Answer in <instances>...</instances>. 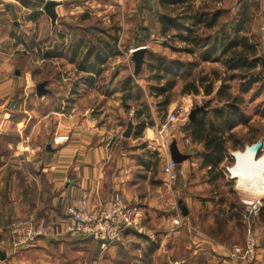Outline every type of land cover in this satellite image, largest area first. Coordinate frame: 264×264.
Segmentation results:
<instances>
[{
  "label": "crops",
  "instance_id": "obj_1",
  "mask_svg": "<svg viewBox=\"0 0 264 264\" xmlns=\"http://www.w3.org/2000/svg\"><path fill=\"white\" fill-rule=\"evenodd\" d=\"M56 1L58 17L53 24L44 10L48 0H0L1 264H155L159 255L173 253L182 231L189 237L185 245L188 253L165 264H205L208 251H225L226 242H213L200 229L192 232L197 211L207 219L208 208L216 206L230 215L228 219H239L244 229L260 210L256 194L245 190L237 201L206 195V191H217H208L213 181L199 183L192 175L196 165L209 168L200 162L202 151L195 157L180 148L184 130L174 131L172 142L189 157L178 163L179 177L174 185L165 184L169 189L163 190L165 158L155 162L156 151L150 147L158 144L160 137L156 105L147 104L154 125L138 133L137 124L144 117L136 120L135 114L130 116L134 105L125 98L128 86L124 84L126 76L136 79L135 72H128V64L114 63L123 53L124 37L112 40L108 33L112 19L107 10L116 7L122 12L127 0ZM138 2L145 7V0ZM93 11L99 12L95 26L99 34H92L95 30L89 20L96 17ZM101 12H105L103 16ZM118 25L122 28L123 21H115V27ZM49 27L55 33L52 39ZM74 29L76 33L68 34ZM132 42L137 46L144 41L135 38ZM58 61L74 76L69 88H50L43 78L48 69L44 73L42 65ZM130 121L132 132L126 136ZM223 173L228 175L226 170ZM196 183L202 189L199 196L191 191ZM178 191L183 196L178 197ZM116 192L135 209V225L105 255L100 254L98 242L62 233L70 221L66 214L70 204L87 198L91 206L99 205ZM180 200L189 210L186 216ZM31 212L47 216L54 233L16 249L10 243L8 225ZM177 215L183 225L177 224ZM198 252L199 260L194 259Z\"/></svg>",
  "mask_w": 264,
  "mask_h": 264
},
{
  "label": "rangeland",
  "instance_id": "obj_2",
  "mask_svg": "<svg viewBox=\"0 0 264 264\" xmlns=\"http://www.w3.org/2000/svg\"><path fill=\"white\" fill-rule=\"evenodd\" d=\"M138 1L139 0H127L124 3L125 7L122 12H120L116 7L107 10L108 16L111 15L112 19L111 34L124 37V43L122 42L121 45L123 53H121L120 60L117 62L114 61V63H120L123 67L124 64H128V72H135L136 79L137 81H140L139 85H141L145 92H142L139 88L134 89L135 94L138 92L140 93V96L139 98L132 97L131 99H128V101L134 105V109H131L130 111V116L135 114L133 110L136 111V109L139 108L138 105L144 100L147 103L150 102L153 103V105H157V102L163 98V95L155 97L151 96L149 93L148 84L151 86L167 83V79H163L162 82L159 83L157 80L151 79L152 74L155 73H152L147 67L149 62L148 55L151 50L157 54L165 55L168 58H180L186 63L193 64L197 62V64L192 65V70L190 69L192 78L194 77V74L195 76L199 77L206 74L207 72L211 73V71L214 69H219L223 76L221 75V78L216 81L215 90L211 95H206L203 90H200L199 94H182L181 86L183 81L190 79V76H188L189 78L187 76L184 77V74L182 73L181 78L178 80L173 90L170 91L172 93V102L167 106L165 113L162 112V115H159V122H161L160 124H164L169 114L181 108V111L177 112V117L174 123L169 124V131L171 133H175L174 131L179 132L180 130H184V135H182L184 136V142H182L183 139H180V148L182 151H184V153H190L197 157L199 155V151L203 152L205 145L204 143L197 142L193 136H189L191 135L190 131L192 126V121L189 118L191 110L203 106L205 109L198 111L197 118H204L207 124L210 122H213V124H218L227 118V113L217 117L215 116V110L225 107L228 102H237V105L240 106L243 116L241 119L238 118L234 126L231 129L226 130L224 136L222 137V140L224 141V147L226 149V157L224 162L221 163L212 174L206 168V170L202 168L199 169L197 165L191 169L192 175H195L196 182L200 183L201 181H213V183L210 184L211 187H209L210 189H208V191L214 189L217 191V194L207 192L205 190L206 195L208 194L209 196H218L219 198L221 196H226L229 201H237L238 197L245 195V190L244 188L238 186V178L227 169H232L236 165V158L232 155V152L237 150L243 151L247 145H251L260 140L264 141V75L262 76L261 74L263 80L257 81L249 89H246V87L243 86L244 80L240 78H231L232 72H226L225 74V66L220 64L218 61L199 62V48L201 47H198V50L195 49L192 43L180 40L178 35H176L177 37H174L173 40L169 35H162V24L159 21V15L160 13H164L166 10L164 7H162V5H160L159 0H148L151 6L150 8L139 6ZM167 6V8L175 10L174 13L172 12L173 14H176V16H182L183 14H186V10L189 5L188 3L176 2L171 4L170 2ZM200 6H205V9L211 13L216 12L217 10H223V13L213 28H205V25L202 24L198 32L199 36L203 38H206L209 35L214 36L216 35V32L221 31L223 26L232 24L231 22L238 20L241 21L240 19L242 18L241 25L242 27L244 26V28L241 30L240 34L247 35L252 43L257 42L259 51L261 50V54H259L257 57L258 59L262 60L264 64V57H262L264 56L262 55V52H264V0H196L194 2V11L199 10L198 7ZM91 13L92 15H96V17H91L89 20L90 25L92 24L95 30L92 32V34H99L98 28L95 27L98 23L97 21L99 15L97 14H99V12L93 11ZM104 13L105 12H101V16H103ZM115 21L117 24H120V22L123 21V27L121 28L120 25L115 27ZM190 27L193 26L191 25ZM118 29H120L119 33L117 32ZM48 30L49 39H52L55 33L52 34L51 27H49ZM76 31V29L71 31L69 30L68 34H71L72 36V34L76 33ZM172 34H178L177 30H175L174 33L172 32L171 35ZM135 38H139L140 41L144 42L134 46L132 40ZM171 45L174 46L175 50H172L169 47ZM142 48L144 49L135 55L134 52ZM188 48L195 49V52H187ZM53 61L56 60L53 59ZM42 66L44 73L45 69H48V74H43V78L48 80L50 88L60 89V86H67L68 88L71 86V79L74 76L72 74H67V70L69 69L66 64L58 61L54 63H44ZM113 66L115 67L116 65L114 64ZM63 77L64 79H68L63 80ZM223 77H226V81H224ZM224 82H226L227 88L224 89L221 95H218L217 90L223 85ZM66 95L69 96V93H66ZM91 99H93V97ZM156 114H158L157 107ZM186 136L191 138L190 142H186ZM263 155L264 146L259 149L257 158H260ZM200 162H203V160L200 159ZM162 168L163 164L161 170ZM222 169L226 170L228 175L224 174ZM231 176H233L235 179H233ZM226 180H230L231 183L228 184ZM196 184L197 187L192 188L191 191L194 192V195L199 196L202 189L198 187V183ZM161 186L163 187V190L167 191V189H169L165 185V181H163ZM231 186H234L233 188H237V191L233 190ZM177 196H183V192L178 191ZM256 200L260 210L256 215L255 221L251 222L250 224L254 230V233L256 234L258 241V249L260 251L258 262L259 264H264V195L256 194ZM176 206L178 212L181 211L178 204H176ZM208 209L211 212L209 218L207 219L202 217L201 214L203 213H199V211H197L193 218V224L196 228L193 226L191 230L192 232H199V229L202 230L205 232L206 236L210 238V240H213V242L216 243L225 241L226 249L225 251H216L213 249L209 250L205 264H232L231 260L226 257V255L228 256V249L234 244L241 245L245 242L248 225L243 229L242 223L238 221L239 219H228L230 215L228 216L223 210H218L216 206H210ZM177 216L181 222L182 217L180 215ZM203 222L205 223L204 225ZM180 224L183 225L182 222ZM183 233L184 232L182 231V234L177 237L178 239L176 242L178 246L173 251V253L169 256L168 251H162L164 253L159 255L157 260H155L156 262L153 263L165 264L168 261L170 262L183 259L186 252L188 253L185 245L188 243L189 239L188 235ZM105 254L106 252L104 255ZM195 258H198L199 260V252L194 256V259Z\"/></svg>",
  "mask_w": 264,
  "mask_h": 264
},
{
  "label": "trees",
  "instance_id": "obj_3",
  "mask_svg": "<svg viewBox=\"0 0 264 264\" xmlns=\"http://www.w3.org/2000/svg\"><path fill=\"white\" fill-rule=\"evenodd\" d=\"M195 1L196 0H159L160 5L166 10L159 15V21L162 24V35H169L172 37V40L178 35L180 40L192 43L195 49L198 50V47H201L199 48V62L218 61L225 66V74L226 72H232L231 78L243 79V86L246 87V89H249L257 81L263 80L264 64L262 60L256 58L259 54L258 44L257 42L252 43L247 35L240 34L241 30L244 28V26L242 27L241 25L242 18L240 19L241 21L238 20L239 22L235 21L231 22L232 24L223 26L221 31L216 32V35H209L203 38L198 35L201 25L204 24L205 28L208 29L213 28L217 24L223 10H217L211 13L205 9V6H200L198 7L199 10L194 11ZM170 2L171 4L176 2L188 3L189 6L186 10V14L182 16L173 14L175 10L167 8ZM149 6V1L145 0V7ZM191 25L193 27H190ZM175 30H177L178 34L171 35ZM111 32L112 31H108L111 39H116L117 36L112 35ZM169 47L175 50L174 46L171 45ZM112 49L115 51L114 48ZM195 49L188 48L187 52H195ZM262 55H264V52H262ZM148 59L149 62L147 67L152 73L155 72L152 74L151 79L157 80L158 83L162 82L163 79H167L166 84L151 86L148 84L151 96L157 97L163 95L162 100L157 102V105L155 104L158 116L162 115V112L165 113L167 106L172 102V93L170 91L173 90L178 80L181 78L182 73L184 77L190 76V79H186L182 83V94H199L200 90H203L206 95H211L215 90L216 81L221 78V75L223 76L219 69H214L211 73L207 72L199 77L194 74L192 78L191 68L192 65L197 64V62L193 64L186 63L180 58H168L152 50L149 52ZM223 79L226 81V77H223ZM124 84L128 86V90L125 94L126 100L132 97L139 98L140 93L136 92L135 94V88H139L144 92L142 87H140L136 79L132 76H126ZM225 88H227L226 82L217 90V94L221 95ZM147 104L148 103L144 100L139 104L140 106L138 105L139 108L135 111L136 120L142 116L144 117V119L139 120L137 124L138 133H141L145 127L154 125L153 114L147 107ZM224 113H227V118L218 124H213V122L207 124L204 118H197L191 122V136H193L197 142H202L205 145V149L200 154L203 158L202 166L209 168L211 174L224 162L226 157V149L224 147V141L222 140L225 131L231 129L237 119H241L243 116L240 106L234 101L231 103L228 102L225 107L219 110H215V116L217 117L222 116ZM159 159V153L156 151L155 162H159Z\"/></svg>",
  "mask_w": 264,
  "mask_h": 264
},
{
  "label": "built area",
  "instance_id": "obj_4",
  "mask_svg": "<svg viewBox=\"0 0 264 264\" xmlns=\"http://www.w3.org/2000/svg\"><path fill=\"white\" fill-rule=\"evenodd\" d=\"M177 111L169 114L164 124L157 125L160 134L158 144L151 145V149L165 158L162 172L165 184L172 187L178 179V163L170 155V145L175 134L169 131V124H173ZM191 138L186 136V142ZM252 204V202H249ZM69 222L64 225L62 233L81 236L98 242L100 254H104L110 247L122 239L124 233L135 225V209L123 196L116 192L99 206L91 207L86 198L72 203L67 208ZM180 224V220H177ZM10 243L16 249H22L34 243L37 239L51 236L54 227L47 216L40 212H31L12 219L8 225ZM228 258L232 264H259V249L256 234L251 224L248 225L246 239L243 244H234L228 249ZM2 257L0 255V264Z\"/></svg>",
  "mask_w": 264,
  "mask_h": 264
},
{
  "label": "bare ground",
  "instance_id": "obj_5",
  "mask_svg": "<svg viewBox=\"0 0 264 264\" xmlns=\"http://www.w3.org/2000/svg\"><path fill=\"white\" fill-rule=\"evenodd\" d=\"M230 171L238 177L239 187L264 195V155L257 158V155L244 152L237 156L236 165Z\"/></svg>",
  "mask_w": 264,
  "mask_h": 264
},
{
  "label": "water",
  "instance_id": "obj_6",
  "mask_svg": "<svg viewBox=\"0 0 264 264\" xmlns=\"http://www.w3.org/2000/svg\"><path fill=\"white\" fill-rule=\"evenodd\" d=\"M56 5H58V2L56 0H48V2L46 3L44 10L45 12L50 16L52 23L55 24L57 17H58V13L55 10ZM144 48L136 50L134 53L136 55V53H140V51H142ZM205 108L203 106L201 107H197L195 109H192L189 115V118L191 121L196 120L197 119V113L200 110H204ZM132 132V122H129V128L126 131V136H129ZM264 146V141L260 140L256 143H253L251 145H247L245 147V149L243 151L241 150H237L232 152V155L237 159V156H241L244 152L247 153H251L253 155H257L258 151L260 148H262ZM170 152H171V157L174 159V161H176L177 163H182L185 159H187L189 157V155L187 154H183L179 151L178 147H177V143L176 141L172 142V144L170 145ZM180 204V208L183 212V214L186 216L189 214V210L187 208V206L183 203V200L179 201Z\"/></svg>",
  "mask_w": 264,
  "mask_h": 264
}]
</instances>
